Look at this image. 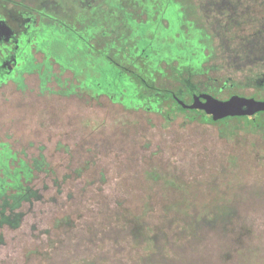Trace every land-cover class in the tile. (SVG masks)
Instances as JSON below:
<instances>
[{
  "label": "rangeland",
  "instance_id": "rangeland-1",
  "mask_svg": "<svg viewBox=\"0 0 264 264\" xmlns=\"http://www.w3.org/2000/svg\"><path fill=\"white\" fill-rule=\"evenodd\" d=\"M249 3L254 15H263L261 0ZM187 15L193 29L189 26L186 31L202 37L199 27L204 22L196 16L195 7ZM253 28L248 22L239 32L246 34ZM61 33V43L54 33H44V48L63 68L70 61L80 66L83 44L73 33L65 29ZM203 39V49L178 40L180 50H174L179 55L195 51V62L200 55L208 58L202 65L208 73L198 79L209 75L246 81L250 69H257L237 70L212 52L218 40L208 44ZM114 41L117 58L130 64L126 53L132 44L123 38L120 45ZM62 67L54 65L45 86L40 73L28 75L25 88L13 82L0 86V158L11 151L12 168L20 160L32 165L34 175L28 183L42 195L18 209L23 213L19 226L0 228V264H135L144 248L122 231L132 215L143 214L151 224H164L168 216L163 209L172 200L185 196L205 203L224 192L240 199L236 204L241 223L247 225L245 246L252 250L246 259L240 257L232 264H264L262 132L238 128L225 137L218 124L190 120L192 113L170 108V100H143L128 108L106 93L98 98L88 93L66 94L75 80L73 72ZM173 78L177 80L176 75ZM157 84L164 86L161 80ZM236 90L249 95L257 89L242 86ZM150 170L160 173L161 179L149 177ZM166 180L176 186H167ZM256 191L260 194L254 195ZM207 246L203 252L207 251L209 264H222L220 244L212 240Z\"/></svg>",
  "mask_w": 264,
  "mask_h": 264
},
{
  "label": "trees",
  "instance_id": "trees-1",
  "mask_svg": "<svg viewBox=\"0 0 264 264\" xmlns=\"http://www.w3.org/2000/svg\"><path fill=\"white\" fill-rule=\"evenodd\" d=\"M250 1L258 0H199L194 7L198 19H202L210 30L211 41L218 40L217 47H211L215 56L223 60L228 59L237 70L244 67L257 68L250 69L252 74L247 78L249 83H253L255 76L264 68V13L260 16L254 15ZM261 2L264 3V0ZM248 22L254 24L253 30L241 34L239 31ZM105 24L106 28L112 31L111 35L99 34L98 37L103 42L116 39L118 45L122 44L120 30H113L107 21ZM75 38L80 41L78 37ZM81 43L83 49L79 52L80 66L74 67L71 61H66L68 67L63 68L59 62L63 70L70 69L73 72L75 80L64 93H88L95 98L106 93L123 102L128 108L137 107L135 103H139L143 97L140 92L142 81L131 79L119 66L93 51L84 42ZM66 44L70 45L69 42ZM56 58L54 57V60L58 62ZM51 63L44 65V70L41 64L34 65L31 69L40 72L44 86L53 74ZM124 85L127 87L124 88ZM19 87L25 88L26 85L19 81ZM162 113L164 114L163 111ZM197 114L196 118L202 122L218 124L221 134L225 137L234 135L238 128L264 134V111L250 120L245 116H235L238 118L235 121L227 118L216 122L206 119L201 113ZM12 156L14 154L7 151L6 156L0 158V228L5 225L19 226L23 213L18 209L24 202L42 197L39 190L28 183L34 175L32 165L20 160L12 168ZM148 176L154 180L161 179L160 173L153 170L148 171ZM165 184L176 186L170 180H166ZM257 194L260 193L256 191L254 195ZM239 200L231 199L226 192L198 204L184 196L165 205L163 211L168 217L167 223L164 224H151L145 220L143 214L132 215L122 231L130 235L135 244L144 248L143 254L135 264H209V258L205 255L207 251H203L209 249L207 245L212 240L221 246L218 259L222 264L235 263L240 257L246 259L252 250L245 246L247 225L240 221L241 211L236 204Z\"/></svg>",
  "mask_w": 264,
  "mask_h": 264
},
{
  "label": "flooded vegetation",
  "instance_id": "flooded-vegetation-1",
  "mask_svg": "<svg viewBox=\"0 0 264 264\" xmlns=\"http://www.w3.org/2000/svg\"><path fill=\"white\" fill-rule=\"evenodd\" d=\"M191 1L0 0V86L9 82L17 83L18 86L19 81L25 83L28 75L40 73L31 70L34 65L41 64L44 69L52 62L53 67L58 64L61 68V64L44 48L47 43L44 33L48 31L54 33L61 43V32L65 29L93 51H97L123 69L131 79L142 81L141 102L170 100V108L191 112L192 116L188 118L199 120L196 118L199 110L186 107L193 103L194 97L211 94L224 100L239 94L264 100L261 93L264 89V71L255 76L253 83H249L247 79L241 82L232 76L223 78L208 75L207 79H198L197 77H204L208 73L204 67L208 58L200 55L199 60L195 62V51L185 55L174 52L180 50L178 40L182 45L189 44V47L196 45L198 47L195 48L198 49H203L206 45L203 37L211 44L210 33H207L209 29L204 23L199 27L202 37H194L191 31H186L190 26L188 21L190 14H187L195 5ZM62 13L66 17H62ZM106 21L113 30H120L121 37L128 41L129 45L132 44L126 53V59L131 58L130 64L117 58L112 47L115 39L103 42L98 37L99 34L111 35L112 31L105 26ZM191 28L193 29V26ZM165 34H169V37ZM93 39H100L101 43L96 44ZM168 51L169 53H166ZM164 64L169 66L168 71ZM174 75L177 76V80L173 78ZM157 79L161 80L164 86L157 84ZM173 85L176 88L171 87ZM242 86H252L258 91L247 95L236 90ZM201 99L204 101L202 97ZM146 106L153 109L151 105ZM154 110L160 113L163 111Z\"/></svg>",
  "mask_w": 264,
  "mask_h": 264
},
{
  "label": "water",
  "instance_id": "water-1",
  "mask_svg": "<svg viewBox=\"0 0 264 264\" xmlns=\"http://www.w3.org/2000/svg\"><path fill=\"white\" fill-rule=\"evenodd\" d=\"M186 107L199 110L206 119L215 122L235 116H245L250 120L264 111V100L239 94L223 100L211 94H204L194 97L193 103Z\"/></svg>",
  "mask_w": 264,
  "mask_h": 264
}]
</instances>
